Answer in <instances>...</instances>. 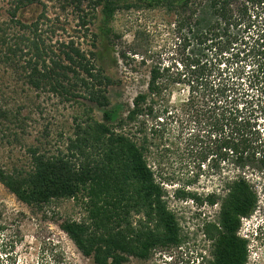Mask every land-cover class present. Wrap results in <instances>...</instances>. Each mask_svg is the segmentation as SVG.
<instances>
[{
	"label": "trees",
	"instance_id": "obj_1",
	"mask_svg": "<svg viewBox=\"0 0 264 264\" xmlns=\"http://www.w3.org/2000/svg\"><path fill=\"white\" fill-rule=\"evenodd\" d=\"M88 2V9L80 0L73 2L83 35L53 45L44 37L45 12L30 23L19 18L21 10L39 5L40 0H12L7 20L0 19V183L29 206L40 207L54 199L85 204L86 220H64L60 228L95 264L147 259L153 250L176 245L181 239L179 222L146 158L151 139L167 130L160 126L163 117L170 113L175 118L181 112L177 118L181 130L174 139L197 158L199 152L193 147L205 133L207 137L214 134L217 149L213 154L218 161L210 168L217 170L227 155L236 167L222 190L206 197L218 207L216 220L205 225L212 245L206 264H245L247 241L238 231L241 219L250 217L258 203L245 169L257 166L256 159L263 162L257 167L264 168L263 136L252 124V108L246 107L254 99L257 106L264 100V0ZM131 8L162 9L175 15L174 22L186 28V38H192L195 50L187 56L184 72H178L176 65L151 66L146 91L133 98L124 115L119 105H111L107 94L113 81L96 66L93 51L83 49L82 39L88 37L96 10L100 9L104 28H108L118 10ZM50 26L49 32L54 33L55 27ZM242 61L249 67L247 72L238 65ZM226 63L236 66L226 73L221 69ZM173 67L178 78L171 75ZM245 74L247 88L238 81ZM175 82L188 85L186 98L177 107L167 97ZM22 87L35 98L45 93L65 101L92 102L102 108V121L89 117L76 123L58 152L26 144L25 103L19 98ZM183 122L195 127L186 132ZM15 146L24 147L26 164L3 159ZM195 167L199 170L200 163ZM183 195L199 200L193 193Z\"/></svg>",
	"mask_w": 264,
	"mask_h": 264
},
{
	"label": "rangeland",
	"instance_id": "obj_2",
	"mask_svg": "<svg viewBox=\"0 0 264 264\" xmlns=\"http://www.w3.org/2000/svg\"><path fill=\"white\" fill-rule=\"evenodd\" d=\"M11 1L0 0V19L3 21L7 20L6 11ZM74 1L40 0L39 5L21 10L19 18L30 23L45 12L47 25L43 31L50 45L69 37L77 38L83 35L84 29L78 26ZM80 1L83 7L89 8L88 0ZM128 1L134 3V0ZM175 17L162 9H120L108 23V28H104L100 9L94 12L86 32L88 37L82 39V47L85 51H93L96 66L113 81L107 87V94L111 105H119L124 115L131 108L133 98L146 91L151 66L176 65L178 72H184L186 58L195 47L192 38H186V28H180L181 24L174 22ZM50 25L55 27L54 33L49 32ZM228 57V54L224 56ZM244 63L238 62V65L244 66ZM235 66L233 63V68ZM176 67L170 72L178 78ZM233 68L230 63L221 66L226 73ZM247 79L246 74L238 79L242 84L240 87L247 88ZM22 89L19 98L25 103L23 114L27 118L23 137L26 144L34 143L45 151L58 152L64 149L76 123L89 117L102 121V108L92 102L83 99L65 101L60 96L45 93L37 94L35 98L32 91ZM187 90V83L175 82L170 86L167 97L177 107L185 100ZM253 92H257L256 89ZM257 103L258 100L254 99L246 107L252 108V124L264 140V100L258 106ZM242 105L239 103V107ZM176 113L175 118L170 113L163 117L164 122L160 126H166L167 130L161 133L163 136L156 135L151 139L146 158L165 191L168 208L179 222L181 239L176 245L153 250L147 259L131 257L126 264H206L212 257V245L206 236L205 225L216 220L218 207L210 205L206 197L212 192H220L227 179L236 173V167L231 155H227L225 160L219 161L217 170L210 168L218 161L213 154L217 145L215 135L207 137L203 131L201 135L205 136L193 147L199 155L192 157L185 144L173 137L181 130L177 118L183 115ZM194 127L193 123L183 122L186 132ZM13 149L12 152L5 150L3 159L7 163L12 160L18 165L26 164L24 147L15 146ZM194 159H197L195 163H200L199 170L192 162ZM254 163L263 166L258 159ZM257 166L249 165L245 169V176L254 186L258 198L256 210L238 231L247 241L245 264H264V168ZM182 192L193 193L199 200ZM86 217L85 204L76 199H54L40 207L29 206L0 183V264H95L92 257L84 256L60 228L64 220L84 221Z\"/></svg>",
	"mask_w": 264,
	"mask_h": 264
},
{
	"label": "built area",
	"instance_id": "obj_3",
	"mask_svg": "<svg viewBox=\"0 0 264 264\" xmlns=\"http://www.w3.org/2000/svg\"><path fill=\"white\" fill-rule=\"evenodd\" d=\"M245 219H246V218H242V219H241V225L244 224V222L246 221Z\"/></svg>",
	"mask_w": 264,
	"mask_h": 264
}]
</instances>
